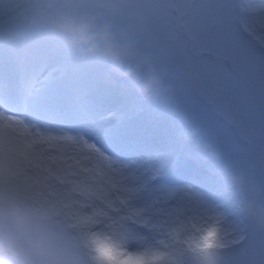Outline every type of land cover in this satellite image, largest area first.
<instances>
[{"label":"snow or ice","instance_id":"snow-or-ice-1","mask_svg":"<svg viewBox=\"0 0 264 264\" xmlns=\"http://www.w3.org/2000/svg\"><path fill=\"white\" fill-rule=\"evenodd\" d=\"M59 7L0 0V168L76 230L86 264H264V232L178 141L198 128L264 183V0H106L158 63L189 48L210 62L195 105L107 84L105 65L28 23Z\"/></svg>","mask_w":264,"mask_h":264},{"label":"clouds","instance_id":"clouds-1","mask_svg":"<svg viewBox=\"0 0 264 264\" xmlns=\"http://www.w3.org/2000/svg\"><path fill=\"white\" fill-rule=\"evenodd\" d=\"M54 2L61 7L28 21L30 26L58 38L75 55L105 65V83L119 82L145 101L175 103L176 93L165 71L127 31L117 27L112 19L115 10L103 7L106 0ZM178 141L195 142L198 161L210 166L239 216L264 232V183L232 163L198 128L179 132ZM86 259L80 236L66 219L54 207L34 201L29 188L0 168V264H86Z\"/></svg>","mask_w":264,"mask_h":264},{"label":"rangeland","instance_id":"rangeland-1","mask_svg":"<svg viewBox=\"0 0 264 264\" xmlns=\"http://www.w3.org/2000/svg\"><path fill=\"white\" fill-rule=\"evenodd\" d=\"M157 64L165 71L168 82L174 89L176 96L184 95L192 105L202 99V85L213 74L210 62L204 56L195 57L187 51L186 55L180 60L169 63L157 62ZM237 73L241 78L242 74ZM231 75L239 79L234 72ZM259 75L258 71H249L243 74L244 83L249 90L256 85Z\"/></svg>","mask_w":264,"mask_h":264}]
</instances>
